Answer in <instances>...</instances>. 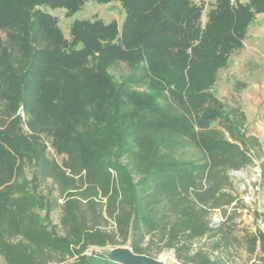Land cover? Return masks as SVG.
<instances>
[{"label": "trees", "instance_id": "1", "mask_svg": "<svg viewBox=\"0 0 264 264\" xmlns=\"http://www.w3.org/2000/svg\"><path fill=\"white\" fill-rule=\"evenodd\" d=\"M87 1L0 0V225L22 228L36 203L17 182L27 166L33 185L50 178L62 190L96 192L121 165L117 158L135 147L131 167L122 168L132 227L151 229L162 218L158 230L167 228L169 245L203 235L207 212L225 201L227 172L252 165L260 148L210 90L251 21L264 13V0H214L203 25L202 6L193 0H94L118 2L121 25L74 19L66 39L46 9L70 18ZM118 63L129 71L116 81L110 68ZM180 142L193 144L196 158H177L172 149ZM54 155L63 156L60 164ZM130 169L141 173L143 196ZM160 197L176 214L169 225L168 215L149 205ZM37 234L26 235L36 249L40 242L69 245L53 231ZM32 248L8 264H38L28 262ZM72 250L76 259L52 264H121L103 250Z\"/></svg>", "mask_w": 264, "mask_h": 264}, {"label": "rangeland", "instance_id": "2", "mask_svg": "<svg viewBox=\"0 0 264 264\" xmlns=\"http://www.w3.org/2000/svg\"><path fill=\"white\" fill-rule=\"evenodd\" d=\"M202 6L201 23L206 22L207 13L214 4V0H193ZM232 2H247L248 0H231ZM46 12L57 19L58 26L66 39H69V26L74 19L101 18L105 22L116 20L121 25L123 10L118 2L98 4L88 0L72 17L67 18L63 9H46ZM124 63H118L110 68V73L119 81L128 73ZM264 82V13L256 14L247 28L243 46L231 53L227 65L218 70L217 79L210 92L225 105V110L233 121L240 124L246 135H250L251 116L263 114L262 107L253 103L254 93L252 81ZM236 82L245 83V87L236 85ZM263 92V91H262ZM261 94L260 92H258ZM257 93V94H258ZM20 115L24 114L19 110ZM212 127L222 131L227 137L228 133L214 121ZM253 136V135H251ZM255 137V136H254ZM259 141V140H258ZM255 150L253 164L237 170L228 171V179L222 190L225 201L217 209H210L205 219L210 229L198 237H183L169 245L168 231H159L158 226L162 218L153 224L151 229L142 225L137 229L131 224V203L127 190L124 189L125 180L122 168H130L135 147L123 153L117 160L121 164L117 170L110 169L104 181V188L96 192L86 188L62 190L59 185L46 178L36 184L30 181L31 167H26L24 174L17 180L22 192L29 193L36 203L26 212L23 227L13 229V224L0 225V264H8L15 255L23 256L26 247L33 246L28 262L38 264H52L54 262H71L76 259L73 250L84 255L100 253H132L149 258L165 257L163 264H264V240L254 230L253 219L257 214H264L259 204L264 201V150ZM176 157L188 160L196 158L197 148L190 143L180 142L172 149ZM48 156L52 157L51 153ZM63 156L54 155L60 164ZM113 155H106L108 160ZM257 165L261 175L253 182L252 168ZM133 182L137 185L141 173L130 169ZM255 188L254 201L245 202L242 199L247 186ZM151 186V184H150ZM137 196H143L137 185ZM151 188L145 189L146 195ZM20 194V192H18ZM146 199L142 200L143 202ZM150 201V200H149ZM149 205L160 213L168 215V225L175 219V212L166 198L160 197ZM35 215V218L28 216ZM48 219L44 220L45 215ZM38 221V222H37ZM40 226V228H39ZM40 231H51L58 238L69 242L47 245L40 242L39 249L28 240L26 235L38 237ZM28 232V233H27ZM27 233V234H26ZM30 261V262H31Z\"/></svg>", "mask_w": 264, "mask_h": 264}, {"label": "crops", "instance_id": "3", "mask_svg": "<svg viewBox=\"0 0 264 264\" xmlns=\"http://www.w3.org/2000/svg\"><path fill=\"white\" fill-rule=\"evenodd\" d=\"M250 88H252V91L255 92L252 99L253 103L256 105V107H262V109H264V82H257L254 80L251 82ZM258 92H260L261 94H259ZM249 121L250 135L255 136L261 142L264 150V112L260 115L251 116V119H249ZM259 209L261 210V212H264V201L263 203L259 204Z\"/></svg>", "mask_w": 264, "mask_h": 264}, {"label": "built area", "instance_id": "4", "mask_svg": "<svg viewBox=\"0 0 264 264\" xmlns=\"http://www.w3.org/2000/svg\"><path fill=\"white\" fill-rule=\"evenodd\" d=\"M260 175H261V169L257 165L253 166L251 180L254 182ZM245 189L246 191L244 195L242 196V199L245 202L254 201L253 196L255 193V188L248 185ZM253 227H254V230L264 240V214H257L254 216Z\"/></svg>", "mask_w": 264, "mask_h": 264}, {"label": "water", "instance_id": "5", "mask_svg": "<svg viewBox=\"0 0 264 264\" xmlns=\"http://www.w3.org/2000/svg\"><path fill=\"white\" fill-rule=\"evenodd\" d=\"M106 255L116 261V262H120L121 264H163V261L161 259V257L159 258H149L146 256H139V255H134L132 253H124V254H120V253H106ZM124 255H130L131 258L129 260H126L125 258H123Z\"/></svg>", "mask_w": 264, "mask_h": 264}, {"label": "bare ground", "instance_id": "6", "mask_svg": "<svg viewBox=\"0 0 264 264\" xmlns=\"http://www.w3.org/2000/svg\"><path fill=\"white\" fill-rule=\"evenodd\" d=\"M123 258H125L126 260H129L131 258L130 255H124ZM163 263L165 262V257H161Z\"/></svg>", "mask_w": 264, "mask_h": 264}]
</instances>
